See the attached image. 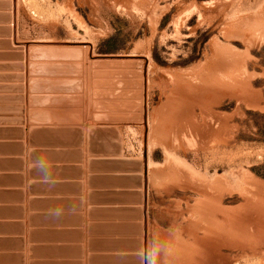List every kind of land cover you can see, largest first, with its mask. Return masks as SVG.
Listing matches in <instances>:
<instances>
[{
	"label": "rangeland",
	"instance_id": "1",
	"mask_svg": "<svg viewBox=\"0 0 264 264\" xmlns=\"http://www.w3.org/2000/svg\"><path fill=\"white\" fill-rule=\"evenodd\" d=\"M0 113L135 186L121 258L264 264V0H0Z\"/></svg>",
	"mask_w": 264,
	"mask_h": 264
},
{
	"label": "crops",
	"instance_id": "2",
	"mask_svg": "<svg viewBox=\"0 0 264 264\" xmlns=\"http://www.w3.org/2000/svg\"><path fill=\"white\" fill-rule=\"evenodd\" d=\"M49 103L66 109V102ZM5 116L0 113V264H134L121 257L137 254L135 186L116 167L79 164L82 154L56 149L47 138L35 141L30 155L23 131ZM86 120L82 113L61 114L37 124L82 123L90 130Z\"/></svg>",
	"mask_w": 264,
	"mask_h": 264
},
{
	"label": "clouds",
	"instance_id": "3",
	"mask_svg": "<svg viewBox=\"0 0 264 264\" xmlns=\"http://www.w3.org/2000/svg\"><path fill=\"white\" fill-rule=\"evenodd\" d=\"M160 250H161L160 244L154 240L149 250V253H148L149 257L151 259H154L155 257L158 256V254L160 253Z\"/></svg>",
	"mask_w": 264,
	"mask_h": 264
},
{
	"label": "bare ground",
	"instance_id": "4",
	"mask_svg": "<svg viewBox=\"0 0 264 264\" xmlns=\"http://www.w3.org/2000/svg\"><path fill=\"white\" fill-rule=\"evenodd\" d=\"M212 228V227H211ZM208 229V228H207Z\"/></svg>",
	"mask_w": 264,
	"mask_h": 264
}]
</instances>
